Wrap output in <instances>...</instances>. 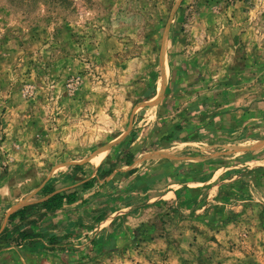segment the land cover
<instances>
[{"label":"rangeland","instance_id":"obj_1","mask_svg":"<svg viewBox=\"0 0 264 264\" xmlns=\"http://www.w3.org/2000/svg\"><path fill=\"white\" fill-rule=\"evenodd\" d=\"M175 77L168 100L225 127L167 146L178 162L105 176L134 140L148 156L150 98ZM253 108L264 0H0V264H264V121L228 116ZM67 192L34 245L1 240L11 215Z\"/></svg>","mask_w":264,"mask_h":264},{"label":"crops","instance_id":"obj_2","mask_svg":"<svg viewBox=\"0 0 264 264\" xmlns=\"http://www.w3.org/2000/svg\"><path fill=\"white\" fill-rule=\"evenodd\" d=\"M175 78L176 79L171 81L172 83L170 82L164 87L161 95H159L160 91L159 88H157L155 94L150 98V101L157 106L153 118L157 127L154 128L152 138L149 140V145L147 146L144 143L141 148V151L144 152L145 146H147L149 152L148 156L143 157L142 154H136L132 151V148L137 145H135V140L133 141V138H131L130 140L134 142L130 145L131 153L126 151L121 154L120 152L117 154L115 163H112L111 168L108 167V169H102L105 170V172L112 170V172L107 175L108 177L122 176L123 180L121 181L132 180L136 175H139L142 172L143 168L141 167L142 169H139V166H142L141 163L146 162L147 165V161H149V163H152L153 165L161 166L168 162L170 164L178 162L176 160L181 159L179 155L180 153H177L176 155L173 150H169L167 146L178 145L183 147L205 143L211 141L212 138L225 127V124H227L225 123V117L223 115L212 116V107L210 105L201 106L196 103L189 104L186 111L184 108L180 109V106L175 105L172 100L170 102L168 100V92H172L174 98H180L182 96V92L181 94L177 93V85L179 84L173 83L178 81V77ZM171 88H173V91H170ZM189 95H191V91H189L188 97ZM157 98H159V100L154 103L153 100H156ZM228 116L232 117V120H234L231 125H241V128H243L245 124L250 122L259 123L260 120L264 121V109H246L236 113L232 112L228 114ZM106 166L109 165H105L104 167ZM164 179L157 178V181L154 180L153 185L159 180H162V183H164V181H172L168 180V177H164ZM120 184H122V182ZM171 185L173 187L176 184L172 183ZM4 193L5 191L0 190V199L4 198ZM171 194L175 196L174 193ZM60 212H64V209Z\"/></svg>","mask_w":264,"mask_h":264},{"label":"trees","instance_id":"obj_3","mask_svg":"<svg viewBox=\"0 0 264 264\" xmlns=\"http://www.w3.org/2000/svg\"><path fill=\"white\" fill-rule=\"evenodd\" d=\"M152 97V96H151ZM111 170V169H110ZM111 171L104 173L105 176L109 175ZM76 192L58 193L47 200L38 203L37 205H30L17 211L9 217V224L17 221L12 231L14 235L11 237L8 231L5 230L1 235V240L5 241L6 245L18 244L29 241V246L34 245L35 242L44 237L43 231L41 230L40 223H42L48 216L57 215L64 209L66 205H71L76 202ZM36 209L40 212L37 215H32ZM22 226L25 228L21 229ZM16 233V235H15ZM66 238V237H65ZM48 243L50 246H59L60 240L58 236L48 237Z\"/></svg>","mask_w":264,"mask_h":264}]
</instances>
